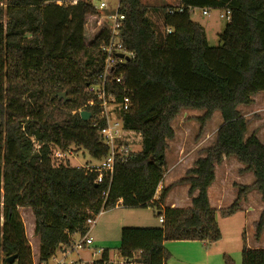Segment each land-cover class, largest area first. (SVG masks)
<instances>
[{
	"label": "trees",
	"instance_id": "16d2710c",
	"mask_svg": "<svg viewBox=\"0 0 264 264\" xmlns=\"http://www.w3.org/2000/svg\"><path fill=\"white\" fill-rule=\"evenodd\" d=\"M180 1L177 7L163 8L162 32L149 23L140 0L118 2L124 14L123 46L134 54L120 69L132 101L120 115L123 129L139 135L141 148L117 160L111 175L103 173L100 182L96 171L71 166L68 159L53 164L50 157L51 149L72 151V145L98 161L108 152L97 128L78 112L92 99L88 85L100 81L103 68L99 46L109 30L100 12L82 0H5L0 7L3 264L10 256H15L13 264H33L19 208L32 211L40 263L59 244H69L73 235H84L89 216L113 209L119 200L128 209L152 207L164 222L159 227H123L118 252L123 257L138 253L143 264H166V242L212 244L220 239L207 189L215 165L224 158L245 165L254 182L235 185V200L220 213L233 214L252 190L264 198V144L255 134L246 137L247 121L237 109L264 92V0ZM191 8L229 9L221 45L207 44L204 29L191 20ZM115 94L118 100L117 89ZM183 109L203 111L196 118L198 136L213 112L220 113L222 123L215 143L178 181L189 186L192 207L162 209L167 188L159 191L157 201L153 197L166 171L167 141L174 137L171 122ZM262 233L264 211L255 225V239ZM107 250L93 264H102ZM223 261L235 264L226 254ZM241 264H264V249L243 245Z\"/></svg>",
	"mask_w": 264,
	"mask_h": 264
},
{
	"label": "crops",
	"instance_id": "0c3cea01",
	"mask_svg": "<svg viewBox=\"0 0 264 264\" xmlns=\"http://www.w3.org/2000/svg\"><path fill=\"white\" fill-rule=\"evenodd\" d=\"M140 1L147 7L146 18L154 28L149 14L156 12V18L159 17L157 15L159 8L155 6L151 7L144 3L148 0L144 2L142 0ZM163 1H165V4L161 6L162 8L177 7L181 3L180 0ZM151 8L154 12H150ZM194 10H200L201 12L199 8H194ZM158 19L162 25V16L157 18V20ZM191 20L193 21V19ZM237 109L247 121L246 137L255 134L258 140L264 144V92L256 93L250 105H239ZM196 113H191L189 115L186 113V115L183 114L182 116H180L179 113L177 117L180 116L181 118H185L193 116L194 118L191 120L195 121V118L201 116L203 111ZM216 113L219 112H213L210 120L205 123L202 134L198 136L197 139L192 140L188 147H185L183 144L186 137L190 135V130H184V126L188 123L182 124L180 129L176 131L174 123L177 117L171 122V127L174 130V137L167 141L169 149L167 148L165 151L166 171L153 197V200L157 201L159 191L167 188L164 201L160 203L162 209H188L192 207L191 197L188 194L189 186L187 184L178 183V181L185 177L187 170L193 167L194 162L199 157L204 156L203 150L215 143L217 129L222 123L221 116L219 120ZM214 126V138L210 136V141L211 139L212 141L208 143V127L211 129V127ZM193 127V132L199 129L198 126H196V128L195 126ZM188 128L190 129V127ZM253 182V173L247 171L245 165L234 157L224 158L219 164H216L214 167V181L207 189L208 202L210 207L215 210V219L218 212L226 210L235 200L237 196V187L235 185H250ZM196 194L197 191H194L193 196ZM237 211H244L246 216H249L254 211L256 212V215L252 217L254 219H252V227L250 229V233L254 238L255 225L259 219L260 213L264 211V198H262L259 192L252 190L246 195V198L240 202L239 208L235 212ZM98 218L99 225L97 226L98 223L96 220L89 232L95 229L101 232L100 236L97 235V237L93 239V246L94 249H108L107 253L109 257L118 251L117 247L119 245L120 231L123 227H159L161 225L154 208L148 206L145 208L128 209L121 206L120 200L113 209L103 211ZM222 237L221 234L220 239L212 244L190 240L166 242L164 243V247L170 254V258L167 260L166 264H224V254L230 256L235 264H241V249L243 245L248 249H264V233H262L260 238L252 245H249L247 240L245 241L243 237V245L240 247V252L237 243H232L234 246L233 251H231L232 249H228V244L221 246L223 244ZM111 244H117V247L113 248ZM38 245L39 242L37 243V249Z\"/></svg>",
	"mask_w": 264,
	"mask_h": 264
},
{
	"label": "built area",
	"instance_id": "2783aa9c",
	"mask_svg": "<svg viewBox=\"0 0 264 264\" xmlns=\"http://www.w3.org/2000/svg\"><path fill=\"white\" fill-rule=\"evenodd\" d=\"M82 1L91 2V0ZM118 2L116 8L112 11H109L105 0H99L97 6L92 4L93 8L100 12L101 19L109 30V36L107 40L99 46L100 51L104 56L100 81L96 84L88 85L87 89L91 92L93 97L86 102L83 106L84 108L78 109V112L83 110L88 111L86 107H94L97 109V112L94 115L88 111L91 113L89 119L90 126L97 128L101 140L108 147L106 156L99 161L98 165L84 166L89 172L96 171L98 173L96 182L101 181L103 173L111 175L115 162L123 159L128 152L132 151L130 148L131 143L129 142V137L125 138L118 128L120 122L121 129H123L120 113L128 111L132 106L131 91L124 82L120 69L122 65L134 56L133 52L126 50L123 46L121 28L124 21V14L118 11ZM191 11L193 13L194 8H191ZM220 11L222 13L219 17L227 20L230 15L229 9H221ZM201 13L207 15L208 11L202 9ZM115 89L119 92L118 100L116 98ZM101 121H103L104 124H101ZM71 155V150L53 148L50 153L51 162L53 164L64 162L69 159ZM102 212L103 211L101 210L98 214H93L85 220L87 231L84 235H73L72 241L69 244H59L56 251L47 262L39 263L36 260L33 261V264H74L73 261H65L67 255L71 252L89 248V246L93 245V238L89 236V230L95 224L98 216ZM158 221L160 223L164 222L162 215L158 217ZM96 250L97 251L94 252H99L101 255L102 249ZM58 254L61 257L60 259H57ZM115 255L117 256V259L119 257V261H115L117 259H112L113 257L108 256L106 260H103L102 264H143L140 261L138 253H134L129 257H123L117 251L113 254V256ZM50 260L53 262L51 263ZM93 263L94 262H81V264Z\"/></svg>",
	"mask_w": 264,
	"mask_h": 264
},
{
	"label": "rangeland",
	"instance_id": "374dc122",
	"mask_svg": "<svg viewBox=\"0 0 264 264\" xmlns=\"http://www.w3.org/2000/svg\"><path fill=\"white\" fill-rule=\"evenodd\" d=\"M142 1L144 2L145 0H142ZM91 2L95 6L99 4V0H91ZM105 2L108 6L109 11H112L114 8H116L118 0H105ZM144 3H146L148 6H151V7L155 6L159 8V10L157 9L158 10L157 15L159 16L157 18H160V16L163 14L164 11L161 6L165 4V1L148 0V1H145ZM2 6L3 7L5 6V0H0V7ZM150 12H154L152 8ZM154 13L149 14L153 22L154 29H156L159 32H162V25L160 24L159 19L157 20L156 18V12ZM221 13L222 12L220 10L214 9V10H209L207 15H202L200 10H197V11L194 10V12L191 14V19H193L194 22L204 27L203 29L205 31L207 44L210 47H216L218 45H221L220 35L222 34L224 27L227 23L226 19L219 17ZM196 112H199V111L192 110V109H184L180 112V116H182L183 114L186 115V113L189 115L191 113H196ZM216 114L220 120L219 113H216ZM180 116L177 117L174 123V127H175V130L178 131L182 124L188 123L187 125L184 126V130L185 131L190 130V135L189 137H186L185 141L183 142L184 146L188 147L189 144L192 142V140L198 138L197 131L199 129L198 130L196 129V131L193 132L192 127L195 126L196 128V126H198L199 128V123L196 121V118H195V121L191 120L192 118H194L193 116L185 117V118H181ZM188 127H190V129ZM118 128L120 129L121 134H123L125 138L129 137V142L131 143L130 145L131 150H134V151L140 150L141 139L139 135L133 131H127V130L124 131V129H121L120 122H119ZM214 130H215V126L211 127V129L208 127V135H209L208 143L212 141V139L210 141V136L214 138ZM167 148L169 149V147ZM71 149H72V155L71 157H69L67 161L69 165L84 167L86 165H98L99 164V161L93 159L88 154V152L85 151L84 149L76 148L73 145ZM18 211H19V215L21 217V221L24 226V231H25L27 242L30 246L31 259L32 261H36L38 257V249H37L38 238L33 232L34 219H33L32 211L29 208H19ZM255 215H256L255 211L251 213L249 216H246L244 211H237L231 215H222L220 212H218V214L216 215V222L223 236L222 237L223 244L221 243L222 244L221 246H223L224 244H228L229 245L228 249L229 250L232 249L231 251H233L234 246L232 245V243L233 244L237 243V247H239V252H240V247L243 245V241H242L243 237L245 241L247 240L249 245L255 244V242L257 241L255 239V235L253 238L250 233V229L252 227V219H254L252 217H254ZM97 223H98L97 224L98 226L99 218H97ZM97 235L99 236L101 235V232L98 231V229H95L94 231L89 232V236L92 237L93 239L96 238ZM111 247L116 248L117 244H111ZM94 251H97V250L94 249L93 245L89 246V248L79 249L77 251H74L68 254L65 261H73L74 264H81V262L91 263V262L97 261L100 259L101 255L99 252H94ZM111 257H113L112 259H117L116 255L115 256L112 255ZM60 258L61 257L58 254L57 259H60ZM2 259H3V254L0 253V264H3ZM115 261H119V257ZM50 262L52 263L53 261L50 260Z\"/></svg>",
	"mask_w": 264,
	"mask_h": 264
},
{
	"label": "water",
	"instance_id": "95a60500",
	"mask_svg": "<svg viewBox=\"0 0 264 264\" xmlns=\"http://www.w3.org/2000/svg\"><path fill=\"white\" fill-rule=\"evenodd\" d=\"M120 57H121V55H120ZM59 97H64V93L59 94ZM79 115H80L81 120H83V121H87L91 117V113L88 111H85V110L80 111ZM14 261H15V256H10V257H7L5 259V264H13Z\"/></svg>",
	"mask_w": 264,
	"mask_h": 264
}]
</instances>
